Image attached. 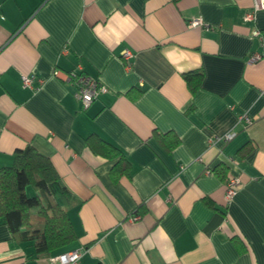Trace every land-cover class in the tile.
I'll return each instance as SVG.
<instances>
[{"label": "crops", "instance_id": "crops-1", "mask_svg": "<svg viewBox=\"0 0 264 264\" xmlns=\"http://www.w3.org/2000/svg\"><path fill=\"white\" fill-rule=\"evenodd\" d=\"M252 5L0 0V168L29 146L48 158L76 234L36 258L39 240L19 242L0 217V264H56L73 249L76 264H264V10L245 22ZM78 66L109 89L86 110L53 76ZM200 70L191 93L184 74ZM90 135L120 156L92 151ZM230 177L240 187L227 202Z\"/></svg>", "mask_w": 264, "mask_h": 264}, {"label": "trees", "instance_id": "trees-1", "mask_svg": "<svg viewBox=\"0 0 264 264\" xmlns=\"http://www.w3.org/2000/svg\"><path fill=\"white\" fill-rule=\"evenodd\" d=\"M184 79L189 91L194 93L201 86L203 72L190 71L184 74ZM86 143L107 159L120 156L115 147L95 135L87 137ZM176 144L174 139L167 148ZM248 151L249 148H242L239 154ZM118 161H123L122 157ZM123 166L120 172H127V162ZM27 186L32 193H26ZM69 202L70 192L49 159L30 146L17 151L10 166L0 168V217L19 242L39 240L34 246L36 258H47L75 241V231L62 206Z\"/></svg>", "mask_w": 264, "mask_h": 264}, {"label": "built area", "instance_id": "built-area-1", "mask_svg": "<svg viewBox=\"0 0 264 264\" xmlns=\"http://www.w3.org/2000/svg\"><path fill=\"white\" fill-rule=\"evenodd\" d=\"M259 10H264V0H253L252 8L245 12L243 21L252 22L254 20L256 12ZM187 25L189 27L198 26L203 28V30L209 29V26L205 24L201 18H191L187 22ZM252 35L255 37H259L260 32L254 29L252 31ZM131 56V53L127 50L122 53L123 58L128 59ZM257 59H259L258 54H253L249 57L250 61H255ZM53 76L62 79L65 83L70 85V87L73 89V96L82 110H86L91 105V103L95 101L100 95L109 92V89L104 84L85 74L80 66H78L74 70H70L67 72L55 70L53 71ZM34 80L35 76L33 74L23 75L21 77L22 86L25 88H31ZM239 120H244L247 124L250 123V120L244 115L239 116ZM234 135L235 133L233 131H230L224 134L222 139L224 141H228ZM239 187L240 181L237 177H230L227 179L225 183V198L227 202H229L233 198ZM137 218L138 216L134 215L131 216L130 219L136 220ZM82 252V249H73L60 253L50 258V260L52 263L56 264H76Z\"/></svg>", "mask_w": 264, "mask_h": 264}, {"label": "rangeland", "instance_id": "rangeland-1", "mask_svg": "<svg viewBox=\"0 0 264 264\" xmlns=\"http://www.w3.org/2000/svg\"><path fill=\"white\" fill-rule=\"evenodd\" d=\"M26 193H27V194H30V193H31V189H30L29 186L26 187Z\"/></svg>", "mask_w": 264, "mask_h": 264}]
</instances>
